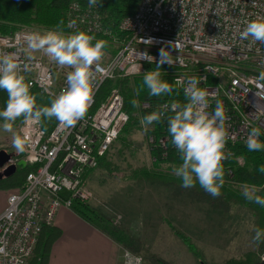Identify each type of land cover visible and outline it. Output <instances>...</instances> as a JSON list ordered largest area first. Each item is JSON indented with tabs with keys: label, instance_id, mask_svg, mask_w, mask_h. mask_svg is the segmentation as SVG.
<instances>
[{
	"label": "built area",
	"instance_id": "2783aa9c",
	"mask_svg": "<svg viewBox=\"0 0 264 264\" xmlns=\"http://www.w3.org/2000/svg\"><path fill=\"white\" fill-rule=\"evenodd\" d=\"M258 17H264V0H140L134 12L122 19L119 30L124 36L119 37L103 24L98 6L84 7L73 1L64 33L97 35L113 51L92 68L96 87L84 119L72 127L55 119L51 130L41 122L19 127V133L29 141L26 150L19 154L13 151L0 171L12 164L32 169L24 187L8 196L0 214V264H28L42 226L53 224L60 207H70L75 198L92 197L84 174L98 167V158L110 152L130 120L118 87L97 101L101 86L106 80L143 75L148 64L159 63L162 49L174 61L162 65L174 74L179 89L183 91L188 78L197 77L199 86L211 94L207 111L213 112L217 101L223 106L229 118L225 151L229 144H245L252 127L264 133V98L256 95L264 87V81H258L264 45L240 38L246 23ZM44 31L23 26L12 34H0V54L17 53L31 88L54 97L66 87L71 69L58 66L43 51L28 49L27 37ZM147 55L154 62H148ZM149 107V103H142L143 109ZM260 139L264 140V134ZM148 140L165 147L169 136L156 140L149 134ZM64 191L68 198L63 197ZM121 264L145 263L141 256L126 250Z\"/></svg>",
	"mask_w": 264,
	"mask_h": 264
},
{
	"label": "clouds",
	"instance_id": "9594fccd",
	"mask_svg": "<svg viewBox=\"0 0 264 264\" xmlns=\"http://www.w3.org/2000/svg\"><path fill=\"white\" fill-rule=\"evenodd\" d=\"M88 3L90 7L97 6L101 0H88ZM240 38L264 45V17L248 21ZM27 45L31 51H43L55 64L71 70L67 73L66 87L50 100L49 105L38 106L37 96L22 74L18 54H0V90L7 93L5 107L0 110V129L12 134V146L18 154L25 152L29 143L26 136L15 131L18 120L25 124H38L42 118H55L61 125L72 127L86 117L96 87V74L92 68L105 56L107 41L98 40L84 31L65 34L61 30H46L31 33L27 37ZM161 56L156 68L144 73L143 85L136 90L137 96L143 88L148 90L150 97L172 95L174 89L162 79L161 65L165 62L172 65L174 61L166 49L161 50ZM146 58L148 62H154L153 57L147 55ZM261 69L258 81H264V61ZM200 84L199 78H188L183 87L185 103L174 101L170 105H162L145 115L140 123L147 128L166 119L170 142L181 158L180 163L172 168L173 174L182 181L181 187L192 188L198 183L212 197H218L224 184L223 161L231 156L225 151L228 137L226 121L229 118L219 101L213 112L207 111L211 94ZM256 95L264 98V87ZM130 103L139 107L136 99ZM169 111L171 115H167ZM262 134L259 127L250 129L245 140L250 152L264 151V142L260 139ZM257 171L264 173V165ZM243 196L264 207V197L255 191L245 188ZM252 243L257 247L264 243V229H254Z\"/></svg>",
	"mask_w": 264,
	"mask_h": 264
},
{
	"label": "rangeland",
	"instance_id": "374dc122",
	"mask_svg": "<svg viewBox=\"0 0 264 264\" xmlns=\"http://www.w3.org/2000/svg\"><path fill=\"white\" fill-rule=\"evenodd\" d=\"M104 51L107 58L113 48L107 46ZM128 78L133 82V77ZM136 116L140 121L143 118L141 114ZM22 123L15 124L17 133ZM153 127L145 128L141 123L129 126L107 153V160L116 169L97 167L84 178L92 193L85 202L98 207L116 227L130 235L128 242L118 243L121 263L127 250L141 256L145 264H227L230 259L244 258L248 252H254L258 257L254 262L261 264L264 246L252 243L255 217L246 205L229 203L221 195L212 197L204 190L131 177L132 171L143 166L172 171L170 164H157L152 156L148 136ZM2 149L16 151L12 134L0 129ZM239 188L255 190L249 185ZM19 189L7 190L10 195ZM176 231L187 237L198 256Z\"/></svg>",
	"mask_w": 264,
	"mask_h": 264
},
{
	"label": "trees",
	"instance_id": "16d2710c",
	"mask_svg": "<svg viewBox=\"0 0 264 264\" xmlns=\"http://www.w3.org/2000/svg\"><path fill=\"white\" fill-rule=\"evenodd\" d=\"M73 1L79 2L84 7L89 6L88 0H0V34H12L23 26H36L44 30H61L65 32L68 29L66 27L68 8ZM139 2L140 0H101L100 5L97 6L102 16L103 24L114 34L123 37L124 33L119 30V25L126 15L134 12ZM93 36L100 40L97 35ZM107 46L109 45L107 44ZM155 68L156 64L147 65L148 71ZM161 73L162 79L166 80L174 89L171 96L150 97L146 88H143L137 96L136 90L142 87L144 74L134 77L133 82L128 77H118L114 80H106L102 84L97 97L98 102L109 93L111 88L116 86L124 96L125 110L129 113L130 120L122 129V132L127 130L129 126L133 127L140 123L136 114H141L144 117L160 108L162 103L171 104L175 101L183 104L186 102L183 91L175 85L174 74L169 68L161 65ZM31 91L37 96L38 106L49 105L50 100L53 98L36 87L31 88ZM133 99L138 101L139 107L132 106L130 101ZM6 100L7 93L0 90V110L5 107ZM144 102L149 103L150 107L143 109L142 103ZM171 114L170 111L167 113V115ZM19 122L21 120H18L16 123ZM41 124L47 130H51L55 125V118L51 120L42 118ZM149 134L154 135L156 140L163 136H169L167 120L165 119L161 123L154 124V127L149 130ZM226 152L231 153V156L223 161L225 174L220 195L229 203L243 204L251 210L255 217V225L253 228L254 236L255 228L264 229V207L246 200L243 196V191L239 187L243 185L252 186L257 195L264 197V173L257 171L261 165H264V151L250 152L245 144L232 143L227 146ZM151 153L157 164L167 162L171 167H174L180 163L181 158L175 147L171 144L170 137L165 147L159 146L156 142L151 143ZM240 159L242 162H240ZM98 167L108 168V170L116 169L107 160V154L98 158ZM31 169V166H20L12 176L0 180V189L23 188L26 177ZM95 170H86L84 178L92 174ZM131 177L137 180L144 179L152 182L175 183L179 186L182 183L170 170L156 171L145 166L132 171ZM192 188L196 191H203L198 183ZM62 194L64 198L70 196L65 191ZM70 207L74 212L108 235L116 243L128 242L130 237L129 233L120 227H116L110 218L105 216L98 207L93 206L90 202L75 198ZM176 233L190 246L193 253L198 256L194 245L189 243L187 237L180 231H176ZM61 234V229L54 224H44L38 237L33 259L28 264H48L52 246ZM262 246H264V243L259 245V247ZM257 258L254 252H248L244 258L230 259L227 264H257L254 262ZM260 262L264 264L263 260Z\"/></svg>",
	"mask_w": 264,
	"mask_h": 264
},
{
	"label": "crops",
	"instance_id": "0c3cea01",
	"mask_svg": "<svg viewBox=\"0 0 264 264\" xmlns=\"http://www.w3.org/2000/svg\"><path fill=\"white\" fill-rule=\"evenodd\" d=\"M9 190L0 189V214L7 206ZM53 224L62 231L54 242L48 264H121L120 245L63 205Z\"/></svg>",
	"mask_w": 264,
	"mask_h": 264
},
{
	"label": "water",
	"instance_id": "95a60500",
	"mask_svg": "<svg viewBox=\"0 0 264 264\" xmlns=\"http://www.w3.org/2000/svg\"><path fill=\"white\" fill-rule=\"evenodd\" d=\"M13 152H8L5 149L0 150V167H2L6 162H8L12 156ZM17 171V166L15 164L10 165L3 172L0 173V180L12 176ZM202 264H205L202 262Z\"/></svg>",
	"mask_w": 264,
	"mask_h": 264
}]
</instances>
